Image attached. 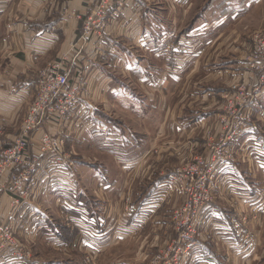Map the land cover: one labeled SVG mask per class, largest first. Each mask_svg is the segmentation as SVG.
<instances>
[{
    "label": "rangeland",
    "instance_id": "rangeland-1",
    "mask_svg": "<svg viewBox=\"0 0 264 264\" xmlns=\"http://www.w3.org/2000/svg\"><path fill=\"white\" fill-rule=\"evenodd\" d=\"M164 1L150 0L158 20L174 25L176 32L161 51L139 49L121 33L109 43L108 31L103 40L76 44L86 14L99 0L76 15L82 19L73 43V83L81 88L83 101L96 107L92 114L100 130L84 132L78 139L67 130L59 137L38 130L64 144L59 153L49 155L54 161L46 155L37 161L34 138L25 167L35 169L27 196L0 191V254L7 257L2 260L0 255V261L264 264V85L251 78L254 68L249 62L253 37L264 32V0H187L184 5L180 0L175 6L170 3L174 8ZM142 25L151 28L150 21ZM106 43L115 46L114 53L87 73L85 58ZM5 66L0 57V74L13 75ZM44 68H32L31 74ZM230 69L236 71L231 76ZM85 73L103 78L83 81ZM150 78L161 83L153 94L145 85ZM242 91L250 97L241 107L235 97ZM24 114L15 117L14 136L21 132ZM3 133L1 140L10 148L17 137L7 143L4 127ZM144 156L145 164L140 162ZM220 156L223 160L214 172L212 160ZM195 158L213 168H205L207 181L201 191L200 175L185 181L180 174ZM47 166L52 175H66L73 188L69 190L63 177L38 179ZM38 187L42 194L35 198ZM204 194L209 202H191L204 200ZM25 203L38 208L31 207L22 219L18 214ZM94 231H99L97 236Z\"/></svg>",
    "mask_w": 264,
    "mask_h": 264
},
{
    "label": "crops",
    "instance_id": "crops-1",
    "mask_svg": "<svg viewBox=\"0 0 264 264\" xmlns=\"http://www.w3.org/2000/svg\"><path fill=\"white\" fill-rule=\"evenodd\" d=\"M96 1L97 0H0V57L2 62L6 65L5 67L13 69V75L6 74L7 71H4V74H0V124L4 127L6 133L5 141L7 143H11V141L19 135L14 136L12 133L15 131L13 127V124H15L17 120L15 117L22 111L26 113L35 98L34 88L37 84L39 71L37 75H32L31 69L37 67L44 68L53 62L59 61L64 54H69V59L74 61V50L71 49V46L74 45L75 39L79 36L78 34H80L81 24L79 21L72 18L67 20L64 16L69 14V16L72 17L83 14L87 11L89 5H92ZM165 2L168 7L174 8L173 5H177L180 0H165L164 3ZM171 2L173 5L170 4ZM185 2H187V0H182L181 5H184ZM152 3L153 2H150V0H118L116 5L111 9V21L109 22L108 32H110L112 37L110 39L108 36L107 40L110 39L109 43L116 41L117 35L119 36V33H121V35L127 34L130 40H134L135 45L139 47V49H146L149 51H161L165 49L166 44L169 42L168 36H175L174 33L176 34V32L172 29L174 25L167 26L158 20L159 13L151 6ZM155 4L161 3L155 2ZM149 21L151 28L143 29L142 24ZM178 36L179 35L176 37ZM180 36L182 38L185 34ZM177 40L179 41V39ZM179 42L181 43V41ZM185 46L187 47L188 44H185ZM114 47L115 46H109L108 43L95 47L94 52L90 54L91 56L87 55L83 63L84 68H88L87 73L91 71L94 65L108 56V53L113 54ZM139 49L136 51L139 52ZM5 54L9 55L10 58L7 59ZM93 56L95 60H92ZM89 61L91 62L90 64ZM173 65V63H169L171 67H173ZM77 66H79L78 63ZM125 67L132 69L131 65H125ZM232 72L234 73L236 71L230 69L227 71V74L231 76ZM244 74L247 76L248 72ZM90 75L91 74L85 73L83 81L89 78L91 83H94V80L100 82L99 78L101 76H98V73L94 74L92 78H90ZM246 78L250 81L249 77ZM153 81L154 80L150 78L146 81L147 83H145L149 89L148 92L150 93L151 91V94H153V90H158L161 87V83L155 84ZM204 96L206 97L207 93ZM84 99L85 97L81 100V104L76 107L72 116L67 121H62L61 123L47 122L40 130L47 131L49 134L58 137L60 132L67 130L69 134L76 135V139L84 132L99 131L100 127L99 123L95 120V114L93 113L94 116H92V112H95L93 110L96 107L93 105L92 107L90 101L84 102ZM52 131L55 132L52 133ZM147 156L142 157L140 162L144 161V164L147 163ZM47 168L48 171H39L37 176L38 179L41 177L40 180H44L48 177L47 180L50 179V181H52L56 176L63 177L64 181L69 184V190L73 188V185H71L66 175H52L53 172L51 173V167L47 166ZM42 190V188H39V191L37 190L35 198L42 194ZM31 207L38 208L35 205L29 206V204L25 203L18 214L19 218L21 217L23 219L24 215L22 214H25L27 210L30 211ZM75 210H77V208L72 209L71 212L75 213L73 212ZM36 212L40 213L43 212V210L39 212V210L36 209ZM34 214V211L31 212V216ZM79 223H82V218H80ZM98 232L99 231H94L93 235L97 236ZM1 258L2 260L7 259L5 255H1ZM7 261H11V259ZM1 262L3 261H0V264L6 263Z\"/></svg>",
    "mask_w": 264,
    "mask_h": 264
},
{
    "label": "built area",
    "instance_id": "built-area-1",
    "mask_svg": "<svg viewBox=\"0 0 264 264\" xmlns=\"http://www.w3.org/2000/svg\"><path fill=\"white\" fill-rule=\"evenodd\" d=\"M115 1L117 0H99L97 5L86 14L87 16L85 15L88 21L76 44L87 45L89 38L103 40L104 36L106 37L109 27L106 16L111 11ZM65 18L67 20L72 18L80 21L82 16L71 17L68 14ZM253 41L254 54L249 62L254 70H252L250 76L251 78L252 76L257 78L260 85H264V32L255 34ZM71 49L74 50V45L71 46ZM74 63L75 61L69 59V54H64L59 61L53 62L39 71L34 101L28 108L21 132L10 148L6 147V143L1 140L4 133L3 127L0 124V191L12 192L13 190L15 194L21 191L27 196V190L30 187V182L33 180L32 176L35 169L25 167L27 166V159L29 157V146L31 143H34V138L38 140L37 151H34L37 161L41 157L43 158L44 155L49 157L50 161H54L55 159L49 155L60 152L64 144L63 141L49 134H44V132L40 134L38 130L47 122L61 123L62 121H67L72 116L76 107L81 104V100L83 99L82 90L76 83H73L72 68ZM247 96L250 97L249 95ZM247 96L244 91L236 95V105L242 107L243 103L247 100ZM229 104V110L232 112L234 102L231 101ZM239 124L241 122L235 125L237 129L239 128ZM229 133H232L233 136L236 134V132L232 131H229ZM223 147H225V141L223 142ZM217 152H219L218 149ZM222 160L221 156L220 158H213L212 167H214V172L218 169V164ZM194 161L195 163L188 166V169H183L180 174H182L185 181L194 180L195 175H200V179L202 178L200 180L202 182V186H200L201 191V188H205L204 182L207 181L205 168L209 167V172L213 171V168L211 167V163H207L204 159L195 158ZM16 175L17 177L14 178V182L12 183L11 177ZM185 181H182L183 185ZM11 185L13 186L11 187ZM204 197L205 201L199 197V199H195V201L191 200V202H194L195 205L200 202L203 205L210 200L207 194H204Z\"/></svg>",
    "mask_w": 264,
    "mask_h": 264
}]
</instances>
